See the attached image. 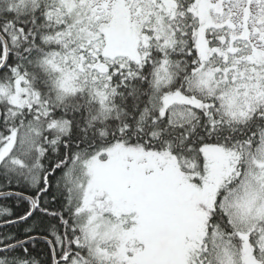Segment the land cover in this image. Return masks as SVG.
Wrapping results in <instances>:
<instances>
[{"label": "snow or ice", "instance_id": "snow-or-ice-1", "mask_svg": "<svg viewBox=\"0 0 264 264\" xmlns=\"http://www.w3.org/2000/svg\"><path fill=\"white\" fill-rule=\"evenodd\" d=\"M0 264H264V0H0Z\"/></svg>", "mask_w": 264, "mask_h": 264}]
</instances>
